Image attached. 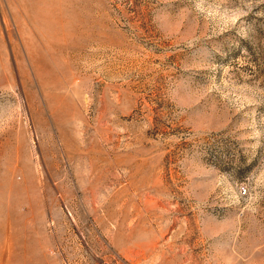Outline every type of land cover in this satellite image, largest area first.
Here are the masks:
<instances>
[{"label":"rangeland","instance_id":"rangeland-1","mask_svg":"<svg viewBox=\"0 0 264 264\" xmlns=\"http://www.w3.org/2000/svg\"><path fill=\"white\" fill-rule=\"evenodd\" d=\"M0 264H264V0H0Z\"/></svg>","mask_w":264,"mask_h":264},{"label":"built area","instance_id":"built-area-1","mask_svg":"<svg viewBox=\"0 0 264 264\" xmlns=\"http://www.w3.org/2000/svg\"><path fill=\"white\" fill-rule=\"evenodd\" d=\"M242 191H243V193H245V192H246V190H245V189H242Z\"/></svg>","mask_w":264,"mask_h":264}]
</instances>
